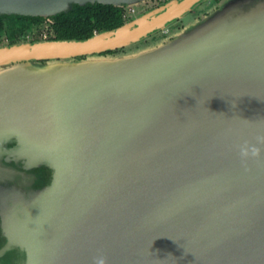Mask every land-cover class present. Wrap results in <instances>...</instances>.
<instances>
[{"label":"water","instance_id":"obj_1","mask_svg":"<svg viewBox=\"0 0 264 264\" xmlns=\"http://www.w3.org/2000/svg\"><path fill=\"white\" fill-rule=\"evenodd\" d=\"M140 1L0 0V13ZM202 1L0 45V264H264V0H223L164 42L103 56ZM246 142L258 158L241 160Z\"/></svg>","mask_w":264,"mask_h":264},{"label":"trees","instance_id":"obj_2","mask_svg":"<svg viewBox=\"0 0 264 264\" xmlns=\"http://www.w3.org/2000/svg\"><path fill=\"white\" fill-rule=\"evenodd\" d=\"M3 18L4 16H0V30L3 28ZM12 19L13 25H20L22 22H26V25L43 23L45 20H50L49 27L54 34L55 40L86 39L94 33L113 30L126 22L124 10L120 6L102 3L73 4L70 9L52 15L47 19L43 16H16V18ZM41 170H43L45 178H47L49 170L45 168Z\"/></svg>","mask_w":264,"mask_h":264},{"label":"rangeland","instance_id":"obj_3","mask_svg":"<svg viewBox=\"0 0 264 264\" xmlns=\"http://www.w3.org/2000/svg\"><path fill=\"white\" fill-rule=\"evenodd\" d=\"M165 0H143L136 4L132 5H126L125 6V15L129 19H133L134 17H137L139 15H142L143 13L156 8L160 5V3ZM199 10V9H198ZM201 10V8H200ZM202 11V10H201ZM197 19L193 15H186L182 18L179 22H174L170 25H168L165 29L156 31L155 33L140 39L132 44H129L127 46H124L122 48H119L117 50L113 51V54L106 55L104 54V57H115L120 53H130L135 52L140 49H144L146 47H150L153 45H156L160 42L166 41L168 38H170L174 33L178 32L181 28H183L187 23ZM50 20H45L43 23H41L39 26H33L30 31L24 32L20 37V42H26L28 39H36L41 38L44 35H49L51 33L50 29ZM7 32H1L0 33V45L7 44L8 41L7 38ZM104 57H98V58H104ZM96 58V57H94ZM44 63V62H43ZM45 64V63H44Z\"/></svg>","mask_w":264,"mask_h":264},{"label":"flooded vegetation","instance_id":"obj_4","mask_svg":"<svg viewBox=\"0 0 264 264\" xmlns=\"http://www.w3.org/2000/svg\"><path fill=\"white\" fill-rule=\"evenodd\" d=\"M169 1H171V0L162 1L159 6H162V5L166 4ZM222 1L223 0H204V1L200 2L199 4L193 6L183 17H185L186 15H193L196 18H200V17L208 14L211 10L217 8ZM120 7L124 10V18L126 19V22L130 21L132 18L129 19L125 15V6H120ZM200 8H201L202 11L200 10ZM0 16H4V18H3V21H4L3 22V28H2V30H0V33L4 32V31L7 32V37H6L7 38L6 40L8 41L7 44L19 43L21 41L20 37H21V35L24 32L30 31L33 26H39L41 24V23H30V24L26 25V22H22V24H20V25L19 24H14L13 25L12 21H11V20H13L12 18H16V16L36 17V16H39V15H20V14H5V13L1 14L0 13ZM10 16H12V17L10 18ZM50 16H52V15H50ZM50 16H47V17H44V18L47 19ZM183 17L177 18L176 20H174V22L181 21ZM174 22H172V23H174ZM172 23H170V24H172ZM48 34L49 35H44L41 38L28 39V41H26V42H37V41H41V40H54V34L52 32L51 33L48 32ZM13 146H14V144H9L8 148H11ZM3 161L9 167H14V168L17 167L14 164L13 160H7L6 156H3ZM33 169H35L34 171L36 172L37 178H38L37 186H40V185L44 184L46 179H48V177L45 178L46 176L43 173V170H41V169H44V168H33Z\"/></svg>","mask_w":264,"mask_h":264},{"label":"clouds","instance_id":"obj_5","mask_svg":"<svg viewBox=\"0 0 264 264\" xmlns=\"http://www.w3.org/2000/svg\"><path fill=\"white\" fill-rule=\"evenodd\" d=\"M259 144H264V137L258 138ZM261 154V149L256 145L245 143L239 148V155L242 161H247L250 158H258ZM92 264H108V258L104 254H98L93 257Z\"/></svg>","mask_w":264,"mask_h":264}]
</instances>
